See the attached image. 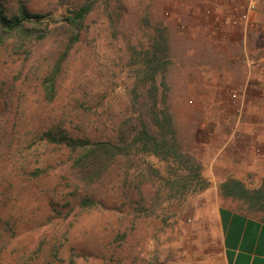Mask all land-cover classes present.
Wrapping results in <instances>:
<instances>
[{
	"label": "rangeland",
	"instance_id": "1",
	"mask_svg": "<svg viewBox=\"0 0 264 264\" xmlns=\"http://www.w3.org/2000/svg\"><path fill=\"white\" fill-rule=\"evenodd\" d=\"M84 1L0 0L8 13L22 2L49 24L34 27L31 40L0 35V264H224L219 209L264 216V102H253L264 93V29L247 37L215 30L204 13H224L227 0H98L66 52L58 26ZM257 4L259 22L264 0ZM159 26L171 61L167 105L202 180H181L171 159L146 157L157 171L140 187L146 214L118 162L92 187L94 206L81 209L67 151L43 133L66 114L73 135L113 140ZM60 57L57 95L46 103L41 81ZM227 179L244 196H223Z\"/></svg>",
	"mask_w": 264,
	"mask_h": 264
},
{
	"label": "trees",
	"instance_id": "2",
	"mask_svg": "<svg viewBox=\"0 0 264 264\" xmlns=\"http://www.w3.org/2000/svg\"><path fill=\"white\" fill-rule=\"evenodd\" d=\"M96 1L98 0H85L71 12L72 16L68 17L65 23L58 26V29L65 31L59 41L62 40L66 45V52L78 42L83 23ZM100 1L108 3L111 0ZM45 17L47 15L29 13L22 2H18L14 13H8L6 7L0 3V35L31 40L38 34L34 27L49 25L48 20L44 21ZM45 36L40 35L38 40L46 38ZM144 48L140 54L142 57L139 60L137 80L130 90L132 97L128 111L121 121L113 126V140L92 141L85 135H73L71 128L66 126L73 121V117L69 118L66 114H61L43 133L47 144L66 149L67 160L70 161L69 178L74 188L83 193L81 209L94 206L95 202L90 193L92 187L118 162L124 163L123 182L126 189L136 191L140 198L137 201L139 212L146 214L152 209L144 203L140 187L143 183H153V178L157 176V171L146 157L171 159L178 172L183 173L179 175L181 180L189 177L202 180L196 161L180 146L176 123L167 105L163 78L171 61L168 54V37L161 26L153 29ZM62 58L50 66L42 78L40 86L46 103H52L56 98ZM219 189L223 196L242 197L245 194L243 185L234 179H227ZM153 194V199L156 200L159 196L158 189Z\"/></svg>",
	"mask_w": 264,
	"mask_h": 264
},
{
	"label": "crops",
	"instance_id": "3",
	"mask_svg": "<svg viewBox=\"0 0 264 264\" xmlns=\"http://www.w3.org/2000/svg\"><path fill=\"white\" fill-rule=\"evenodd\" d=\"M262 78L258 82L264 88V73ZM255 99L259 100L252 101L264 102V93ZM261 108L255 109L256 116L261 115ZM217 218L224 264H264V216L221 207Z\"/></svg>",
	"mask_w": 264,
	"mask_h": 264
},
{
	"label": "built area",
	"instance_id": "4",
	"mask_svg": "<svg viewBox=\"0 0 264 264\" xmlns=\"http://www.w3.org/2000/svg\"><path fill=\"white\" fill-rule=\"evenodd\" d=\"M227 1L228 6L224 13L220 10L204 13L207 18H210L215 30L223 31L227 36L236 34L247 37L264 29V18L259 22L256 20L257 0ZM232 97L236 98L235 95Z\"/></svg>",
	"mask_w": 264,
	"mask_h": 264
}]
</instances>
